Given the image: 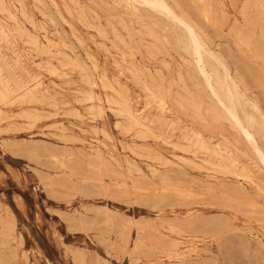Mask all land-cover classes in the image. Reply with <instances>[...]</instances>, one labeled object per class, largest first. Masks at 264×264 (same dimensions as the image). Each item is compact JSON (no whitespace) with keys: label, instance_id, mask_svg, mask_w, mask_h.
I'll list each match as a JSON object with an SVG mask.
<instances>
[{"label":"rangeland","instance_id":"obj_1","mask_svg":"<svg viewBox=\"0 0 264 264\" xmlns=\"http://www.w3.org/2000/svg\"><path fill=\"white\" fill-rule=\"evenodd\" d=\"M2 2L0 21L10 39L0 36L6 71L24 80L38 77L53 97L0 105V264H264V222L258 220H264V170L230 120L212 117L214 101L180 41L182 27L148 6L129 10L120 0ZM168 2L221 50L260 110L247 109L261 118L264 34L255 11L248 8L251 19L245 20V0H227L228 20L214 28L202 14L205 0ZM146 85L168 96L171 110L164 117ZM123 98L150 131L130 124L117 103ZM195 101L202 102L199 114ZM190 127L214 142L224 133L246 154L239 152L237 167L217 165L183 138ZM259 141L264 149V134ZM244 164L257 184L240 175Z\"/></svg>","mask_w":264,"mask_h":264},{"label":"bare ground","instance_id":"obj_2","mask_svg":"<svg viewBox=\"0 0 264 264\" xmlns=\"http://www.w3.org/2000/svg\"><path fill=\"white\" fill-rule=\"evenodd\" d=\"M3 0H1L2 2ZM189 1V0H187ZM196 1V0H195ZM199 1V0H198ZM238 1V0H237ZM70 2V1H69ZM75 2V1H74ZM120 2L124 4L126 8L129 10H135L137 11L139 9V6H148L154 11H157L161 13L164 16H167L176 26L182 27V30L184 31V36L179 37L180 41L184 43L185 48L191 53L193 59H194V65L195 68L200 75V77L203 79L205 83V87L208 90L209 96L214 101V104L210 106V112L212 114V117L215 120L227 118L230 120L232 127L237 131L240 137H242L243 140L246 141V143L251 147L252 151L258 158V161L261 165V168L264 170V149L261 145V142L259 141V135L264 134V115H261V118L258 117V115L252 111H249L247 109V106L250 105L253 108L258 109L257 102L249 98L247 96V92L240 88L239 81L232 75L229 65L226 61L225 55L215 50L203 37V35L200 34L199 31L202 32V30H199L196 28V26L192 23V21L187 18L186 16L180 15L175 12L173 6L168 2V0H120ZM178 2V1H176ZM175 2V3H176ZM204 3V2H203ZM77 4V3H76ZM202 4V3H201ZM236 4V3H235ZM68 5V3H67ZM191 5V4H190ZM192 5L194 3L192 2ZM198 5V4H197ZM196 6V2L195 5ZM2 7L8 12V14L11 17H14V12L10 10L8 7H6L5 3L2 2ZM70 7V6H68ZM67 7V8H68ZM82 7V6H81ZM178 7L181 8L179 5ZM57 8V7H56ZM84 8V7H83ZM195 8V7H194ZM248 8H252L254 14L255 20L260 21L262 24L263 30L261 31L264 34V0H245L244 7L242 10V14L244 16V19L250 18V13L247 10ZM70 9V8H69ZM77 10V9H76ZM127 11V10H125ZM194 11V10H193ZM77 12V11H76ZM55 13V12H54ZM79 13V12H78ZM97 13V12H96ZM62 14V13H61ZM72 14V13H71ZM74 14V13H73ZM91 14V13H89ZM200 14V13H199ZM202 14L204 16V19L208 26L210 27H218L222 24H224L228 20V2L227 0H205V6L202 8ZM201 14V15H202ZM52 15V14H51ZM87 15V14H86ZM85 15V16H86ZM146 15V14H145ZM200 15V16H201ZM91 16V15H90ZM97 16V15H96ZM144 16V15H143ZM83 17V16H81ZM93 17V15H92ZM145 17V16H144ZM54 18V17H53ZM101 18V17H100ZM99 18V19H100ZM90 19V18H89ZM146 19V18H145ZM245 19V20H246ZM251 19V18H250ZM79 20V18H78ZM85 20V19H84ZM96 20V19H94ZM150 20V19H149ZM80 21H82L80 19ZM249 21V20H248ZM247 21V22H248ZM56 22V21H55ZM83 22V21H82ZM127 22V21H126ZM29 23V22H28ZM90 23H88L89 25ZM91 24H94L91 22ZM102 24V22H101ZM59 25V24H58ZM104 25V24H103ZM146 25V24H145ZM201 25V24H200ZM96 26V25H95ZM100 26V23H99ZM149 26V25H148ZM206 26V25H205ZM22 27V26H21ZM20 27V28H21ZM89 27V26H88ZM126 27V25H125ZM147 27V26H146ZM222 27V26H220ZM239 27V26H238ZM237 27V28H238ZM102 28V25H101ZM104 28V27H103ZM148 29V28H147ZM211 29V28H210ZM97 30V28H96ZM149 30V29H148ZM216 30V29H215ZM245 30V29H244ZM57 31V30H56ZM151 31V30H150ZM131 32V31H130ZM219 32V31H218ZM223 32V31H222ZM106 33V32H105ZM146 33V32H145ZM224 33V32H223ZM91 34V33H90ZM101 34V33H100ZM128 34V33H127ZM206 34V33H203ZM219 34V33H218ZM227 34H229L227 32ZM226 34V35H227ZM29 35V34H27ZM230 35V34H229ZM0 36L1 39H6L8 42L10 39L8 38L9 33L7 31L6 26L0 21ZM93 36V34H92ZM33 37V36H32ZM102 37V36H101ZM244 37V36H243ZM258 37V36H257ZM34 38V37H33ZM207 40L208 37L206 36ZM261 38V37H260ZM83 39V38H82ZM240 39L244 43H249V39H243L240 37ZM46 40L48 44H53V41L51 38L46 36ZM148 40V38H147ZM236 39L234 38V41ZM103 41V40H102ZM211 41V39H210ZM221 41V40H219ZM237 41V40H236ZM235 41V42H236ZM263 41V40H262ZM2 42V41H1ZM37 47L41 46V41L38 38H35L34 41ZM100 42V41H99ZM12 43V42H11ZM103 43V42H102ZM115 43V41H114ZM66 44V43H65ZM101 44V43H100ZM227 44V43H226ZM45 45V44H44ZM54 45V44H53ZM106 45V44H105ZM217 45V43H216ZM215 45V46H216ZM239 45V44H238ZM237 45V46H238ZM241 45V44H240ZM262 47L264 48V42L263 44L260 43ZM258 44V46H260ZM116 46V44H115ZM254 46V45H253ZM47 47V45H46ZM49 47V46H48ZM101 47V46H100ZM107 47V46H106ZM229 47V46H228ZM108 48V47H107ZM120 48V47H119ZM259 48V47H258ZM261 48V47H260ZM38 49V48H37ZM44 49V48H43ZM123 49V48H122ZM131 49V47H130ZM262 49V48H261ZM107 50V49H105ZM110 50V49H109ZM263 50V49H262ZM44 51V50H43ZM230 51V48H229ZM232 51V50H231ZM49 52V51H48ZM253 52V51H252ZM111 53V51H110ZM128 53V52H127ZM231 53V52H230ZM235 53V52H234ZM124 54V53H123ZM259 54V53H258ZM120 55V54H119ZM252 55V54H251ZM107 56V55H106ZM235 56V55H234ZM249 56V54H248ZM94 57V56H93ZM260 57L262 59V62L264 64V51L260 54ZM253 58V57H252ZM260 59V60H261ZM81 60V59H80ZM99 60V59H98ZM126 60V59H125ZM246 60V59H245ZM7 61L8 57L3 54L2 51H0V105L1 104H8L13 102V99L19 97L23 99H27L28 101L33 100H44L49 99L53 97V94L50 91V88L48 85H45L44 82L38 77H35L30 80H24L23 78H20L18 75L12 72H7ZM20 61V57L14 59L15 63H18ZM247 61V60H246ZM105 62V61H104ZM7 63V64H6ZM250 64V62H246V64ZM133 64V63H132ZM235 64V63H234ZM238 64V63H236ZM245 64V63H244ZM245 64V66H247ZM260 63H258L259 65ZM66 64L62 65L65 66ZM138 65V64H137ZM252 65V64H251ZM257 64H255L256 66ZM254 66V65H252ZM254 66V67H255ZM248 67V66H247ZM250 67V65H249ZM257 68H259L257 66ZM264 68L263 66L261 67ZM140 69V68H139ZM252 69V67H251ZM250 69V70H251ZM255 69V68H254ZM136 71V70H135ZM138 71V70H137ZM237 71V70H235ZM257 71V70H256ZM26 74L29 75L28 71H24ZM123 72V71H122ZM256 73V72H255ZM33 74V73H32ZM31 74V75H32ZM263 74V73H261ZM236 77H238L236 75ZM128 78V77H127ZM263 78V77H262ZM34 82L30 84V81ZM240 80V78H239ZM264 80V79H261ZM119 81V80H117ZM244 81V80H242ZM97 82V81H96ZM241 82V81H240ZM120 83V82H119ZM260 83V82H259ZM118 84V83H117ZM199 86V84L197 85ZM244 86V85H243ZM147 91L153 95L155 98H157V101L159 102V106L161 108V114L163 117L165 116L166 109L170 106L168 104V96L165 92L155 90L149 85H146ZM249 90V89H248ZM137 93V92H136ZM112 94V93H111ZM126 94V93H125ZM128 95V94H127ZM92 96V95H91ZM130 96V95H128ZM260 96V95H259ZM84 97V96H83ZM131 97V96H130ZM114 100V99H113ZM202 101V100H200ZM117 103L120 104L121 110L126 113L128 121L131 125H135L140 128V131L142 132H148L151 130L150 126H148L145 121L143 120L144 116L141 115V112H138L137 109H134L133 106L128 102L126 98H123L122 100H118ZM155 104V103H154ZM181 104L184 108L187 107V104L182 100ZM195 107V110L200 113L202 109V102L195 101L192 103ZM100 105V104H99ZM260 106V105H259ZM93 107V106H92ZM158 107V106H156ZM93 109V108H92ZM46 110V109H45ZM101 110V109H100ZM3 108L0 106V115L3 113ZM77 112V111H76ZM96 112V111H95ZM30 115V111L27 112ZM175 114V113H174ZM33 116V115H32ZM37 116V115H36ZM179 117V116H178ZM45 118V117H44ZM162 118V117H161ZM37 120V119H36ZM174 122V120H173ZM172 122V124H174ZM8 126V125H7ZM95 127V126H94ZM153 129V128H152ZM9 131V130H8ZM129 131V130H128ZM128 133V132H127ZM154 133V132H153ZM100 134V133H99ZM156 134V133H155ZM223 135V138L217 141H211L207 139V137L204 135L203 131L198 127H190L189 129H186L183 131V138H185L189 143L198 146L199 148H202L209 152V154L212 155V159L214 158L215 163L217 165L225 166V167H237L239 164V152L242 151L243 154H246L244 149L238 144L233 141L229 136L225 135L224 133H221ZM72 136V135H71ZM74 136V135H73ZM156 137V136H155ZM2 140V139H1ZM75 140V139H74ZM98 140V139H97ZM3 141V140H2ZM70 141V140H69ZM99 141V140H98ZM40 143V142H39ZM38 145V144H37ZM129 145V144H128ZM224 145V147H222ZM231 145L234 147L232 148ZM33 146V145H32ZM36 146V145H35ZM42 146V145H41ZM40 146V147H41ZM127 146V145H126ZM39 147V146H38ZM52 147V146H51ZM57 147V146H56ZM231 147V148H230ZM44 148V147H43ZM46 148V147H45ZM53 148V147H52ZM62 148V147H61ZM82 148V147H81ZM38 149V148H37ZM48 149V148H47ZM46 149V150H47ZM67 149V148H66ZM92 149L94 151L99 152L98 147H94L92 145ZM34 150V149H33ZM133 150V149H132ZM80 151V150H79ZM188 151V150H187ZM37 152V151H36ZM46 152V151H45ZM44 152V153H45ZM53 152V150H51ZM60 152V150H59ZM36 154V153H35ZM53 154H55L53 152ZM61 154V152H60ZM64 154V151H63ZM68 154V153H67ZM105 154V153H104ZM101 157V156H99ZM156 157V156H155ZM166 158V157H165ZM98 159V158H97ZM131 159V158H130ZM116 160V159H115ZM66 160H64L65 162ZM99 161V160H98ZM97 161V162H98ZM107 161V159H106ZM122 161V160H121ZM70 163V161H68ZM126 163V162H125ZM97 164V163H96ZM111 164V163H110ZM128 164V162H127ZM98 165V164H97ZM100 165V164H99ZM107 165V164H106ZM113 166V164H111ZM136 165V164H135ZM134 166V165H133ZM107 167V166H106ZM52 168V167H51ZM241 173L240 175L248 180H251L253 183L257 184V175L255 171L249 166V165H242L240 166ZM142 170V169H141ZM154 170V169H153ZM120 171V170H119ZM41 173V172H40ZM46 174V173H45ZM43 175V174H42ZM51 175V174H49ZM53 175V174H52ZM176 176V175H174ZM52 178V177H50ZM175 178V177H174ZM187 178V177H185ZM45 179V178H43ZM134 179V178H133ZM137 180V179H136ZM54 181V180H53ZM144 181V180H143ZM190 181V180H189ZM209 183V182H208ZM203 184V183H202ZM229 185L227 187H230V185H233L234 182L231 184H228L227 181L225 185ZM224 185V187H226ZM236 185V184H235ZM234 185V186H235ZM238 185V184H237ZM242 189H245L246 187L241 186ZM237 188V187H236ZM240 188V186H239ZM235 189V187L232 186V188L227 189L231 190ZM241 189V188H240ZM247 190V189H246ZM226 191V190H225ZM237 191V190H236ZM243 191V190H242ZM194 192V191H193ZM235 192V191H234ZM245 192V190L243 191ZM242 192V193H243ZM241 190H240V194ZM246 194L249 192H245ZM178 194V193H177ZM238 195V192L237 194ZM244 195V193H243ZM251 195V194H250ZM234 196V195H233ZM248 196V195H246ZM221 197V196H220ZM242 196L236 197L240 198ZM249 197V196H248ZM251 196L250 198H252ZM243 198V197H242ZM247 198V197H246ZM245 198V201H246ZM248 198V200L250 199ZM192 199V198H191ZM162 200V199H159ZM183 200V199H182ZM238 200V199H237ZM241 198L239 199V201ZM247 200V201H248ZM255 200H253L254 204ZM158 201V200H157ZM228 201V200H227ZM244 201V200H243ZM242 201V202H243ZM28 202V201H27ZM219 202V201H218ZM252 202V201H251ZM249 202V204L251 203ZM253 202L251 205H253ZM162 203V202H161ZM230 203V202H228ZM232 203V202H231ZM235 203V201H234ZM225 204V203H224ZM260 206H262V203H259ZM227 205V203H226ZM98 206V205H97ZM259 206V205H258ZM157 207V206H156ZM161 207V206H159ZM263 207V206H262ZM252 208V207H251ZM250 208V209H251ZM259 208V207H258ZM241 209V208H240ZM246 209V208H245ZM86 210V209H85ZM248 210V209H247ZM257 210V208H256ZM97 212L96 210H93ZM106 211V210H105ZM255 211V210H253ZM258 211V210H257ZM260 211V210H259ZM2 212V211H1ZM7 212V211H6ZM103 212V211H102ZM247 212V211H245ZM256 212V211H255ZM261 212V216L264 214ZM259 212V213H260ZM11 213V212H10ZM243 213V212H242ZM8 214V213H7ZM12 214V213H11ZM234 214V213H233ZM255 218H258V216H254ZM3 218V217H2ZM6 218V217H5ZM228 218V217H227ZM13 220V218H11ZM170 219V218H169ZM178 219V218H177ZM174 220V219H172ZM176 220V219H175ZM174 220V222H175ZM230 220V219H229ZM263 221L264 220H260ZM14 221V220H13ZM171 221V220H170ZM189 221V220H188ZM2 222V221H1ZM6 222V221H5ZM86 222V221H85ZM173 222V221H172ZM183 222V221H182ZM191 222V221H190ZM176 224V223H175ZM193 224V223H191ZM201 224V223H199ZM202 225V224H201ZM198 226V225H197ZM140 227V226H139ZM183 227V226H180ZM191 227V226H189ZM9 229V228H8ZM12 229V228H11ZM185 229V227H184ZM237 229V228H236ZM7 231V230H6ZM203 231V230H202ZM245 231V230H244ZM2 232V230H1ZM191 232V231H190ZM3 233V232H2ZM1 233V234H2ZM6 233V232H5ZM7 234V233H6ZM10 234V233H9ZM153 234V233H152ZM13 235V234H11ZM147 236V235H146ZM24 238V237H23ZM8 239V238H7ZM167 239V238H166ZM4 240V238H3ZM164 242V239H162ZM161 241V240H159ZM11 242V241H10ZM154 243V242H153ZM137 245V244H136ZM167 246V245H166ZM24 250V249H23ZM162 251V250H161ZM157 252V250H156ZM24 253V251H23ZM74 253V252H73ZM82 253V252H81ZM144 253V251H143ZM13 254V253H12ZM99 254V253H98ZM76 255V254H75ZM79 257L82 258V256ZM84 255V254H83ZM84 257V256H83ZM79 258V259H80ZM98 258V257H97ZM26 259V258H25ZM78 259V261H79ZM77 260V259H76ZM84 263V259H80ZM107 260V259H106ZM108 262V261H107ZM5 263V262H4ZM79 264V263H78ZM81 264V263H80Z\"/></svg>","mask_w":264,"mask_h":264}]
</instances>
